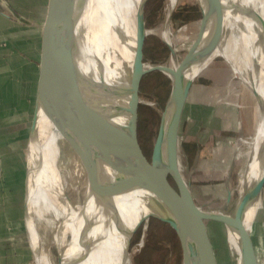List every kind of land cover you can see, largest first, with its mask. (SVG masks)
Listing matches in <instances>:
<instances>
[{
	"label": "bare ground",
	"instance_id": "obj_1",
	"mask_svg": "<svg viewBox=\"0 0 264 264\" xmlns=\"http://www.w3.org/2000/svg\"><path fill=\"white\" fill-rule=\"evenodd\" d=\"M141 2L142 0H54L52 18L57 28L50 35L51 58L55 52L54 41L58 30L60 42L64 43L66 36L69 49L65 55L64 47L59 48L61 66L58 73L51 72L52 81L57 84L58 77L62 79L80 112L79 121L83 116L88 126L92 115H96L101 122L105 120L108 107L105 89L109 87L119 90L126 84V76L132 69L134 59L135 17ZM177 2L178 0H168L166 5L168 20ZM225 7L227 11L224 35L216 47L224 40L225 31L230 30L232 35L229 39V61L235 76L241 79L260 113L253 141H243L252 146L254 153L264 142V0H233V3ZM218 19L219 10H216L208 35ZM201 21L198 24L199 29ZM164 35L171 36V30L166 29ZM165 41L176 48L172 38ZM211 53L203 59L202 66L194 67L191 75L202 73L217 59L218 56L209 59ZM178 58L167 64L171 67L170 78L174 80L177 79L181 68ZM43 90L44 88L40 89L38 86L37 97L40 98V106L45 98ZM47 93L41 121L39 110H36V140L34 138L32 143L29 142L26 152L25 188L28 178L30 183L28 223L36 260L38 264H55L50 248L57 243L63 259L60 264H65L68 257L75 261L73 264H132L130 255L128 256L126 252L128 238L121 228L129 229L141 204L146 206L148 213L154 210L151 203L152 194L136 189L114 197V209L107 210L102 207L91 192L88 167L69 133V112L64 101L61 98L57 99L50 90ZM113 103L117 105L119 101H112L111 104ZM123 121L121 118L116 119V122L121 124ZM32 130L33 126L30 137ZM86 133L91 139L90 129H87ZM61 134L68 137L70 147L69 155H64L63 158L58 157L57 149H53L52 154L49 150L50 146L54 147L55 141L61 138ZM33 146L35 150L31 152ZM173 165L172 158V168ZM28 170L32 171L31 174ZM263 172L264 156L251 177L247 178L246 172L241 173L238 188L231 191L232 196L238 191L240 200ZM179 173L180 179L187 186L189 181L181 172ZM106 176L111 181L116 177L111 170L106 172L104 177ZM47 184L53 189L51 200L54 208L50 214L48 198L45 197ZM263 202L261 194L246 213L245 229L249 238L247 244L235 230L228 228L233 264H264ZM236 207L237 204L232 210L233 214L236 213ZM229 220L236 223L235 216ZM24 224L26 228L25 217ZM182 233L187 251L184 264H189L192 258L194 264H211L206 253L203 255L199 253L196 241L186 232ZM52 235L54 237L51 240ZM246 249L248 254L245 257ZM36 260L34 258L35 263Z\"/></svg>",
	"mask_w": 264,
	"mask_h": 264
},
{
	"label": "rangeland",
	"instance_id": "obj_2",
	"mask_svg": "<svg viewBox=\"0 0 264 264\" xmlns=\"http://www.w3.org/2000/svg\"><path fill=\"white\" fill-rule=\"evenodd\" d=\"M10 1H12L11 3L20 15H26V18L33 22V26H28L16 21L19 26L32 28L31 31H22L23 34H19L20 37H26L27 39L24 38L26 40H24V43H17L19 44L17 45L18 48L23 50V52L17 51V57L24 59V64H26L25 67H17V74L18 76L20 74L23 77L26 76L25 85L27 86L25 88L17 85L16 102L20 106L19 109L22 110H15L17 124L14 130L17 134L24 132L21 140H23L25 147L22 150L23 152H19L11 146L8 152V156L13 160V165L10 167L23 168L26 172V152L30 142L28 137L33 126L38 100V76L40 75L42 56L40 43L42 45V19L44 18L46 4L44 6V2H41V0ZM231 2L233 3V0H223L225 6ZM167 3L168 0H146L145 7L147 36L143 48V65L146 74L140 86L138 139L141 150L148 162L152 160L162 114L172 91V82L165 72L154 70L157 67H165L170 63L171 52L164 40L170 41V38L173 39L177 49V58L179 57L178 61L182 64L188 55L190 46L199 35L198 24L203 17L198 0H178L169 24L172 35L163 36L168 20L166 16ZM0 9L4 10L2 7ZM59 33L60 30H58L54 41L55 52L52 56V63L55 66V70L52 71H57V73L61 66L59 48L64 47L65 55H67L69 49L66 36L64 37V43H61L58 37ZM225 33L226 36L220 46L202 55L205 59L207 54L212 52L209 59L218 57L198 76L191 90L181 118L176 141L175 168L178 173L181 172L189 181L196 206L205 210L228 214V219H234L235 214L232 213V210L239 201V193L238 191L234 192L230 205H227L229 191H235L238 188L242 172L247 173V178L255 173L258 163L264 156V142L259 150L254 153L252 146L243 142L253 141L260 113L251 94L246 91L241 79H238L234 74L233 66L228 57L229 39L232 32L227 30ZM12 39L14 40L13 37ZM32 39L33 45L27 42L32 41ZM200 66L202 65L196 67L199 68ZM174 74L176 75V73ZM56 79L57 75L55 81ZM43 88L44 102L41 106H38L40 121L48 94L46 85ZM13 101L11 100L10 103ZM4 109L9 110L7 105ZM236 110H243L244 112L245 130L239 131L236 129V116L238 113ZM68 143V137L61 134V138L55 141L54 147L50 146V153H53V149H57L59 158L69 155L70 147ZM33 150H35L34 146L31 152ZM21 153H24L22 157ZM168 179L172 187L179 193L180 189L177 182L171 176ZM19 188L20 191L17 190ZM11 189L14 190L15 188L11 187ZM16 190L15 198L23 205L26 194L24 180L16 179ZM46 194L45 197L48 198L49 206L48 214H50L54 208L51 200L53 189L50 184H47ZM262 200L264 201V190ZM147 210L146 206L141 204L129 227L131 233L128 238V253L131 263L184 264L183 248L175 228L163 215L147 219ZM14 211V213H18L17 207ZM262 219L264 223V202ZM206 225L215 254L214 264H233L229 229L224 224L212 220H206ZM237 235L239 234L237 233ZM53 237L52 235L50 239L52 240ZM24 240L21 241L20 246L25 247ZM238 242L240 245V240ZM50 250L55 264H60L55 245ZM73 263L75 261L68 257L65 264ZM189 264H194L193 258L190 259Z\"/></svg>",
	"mask_w": 264,
	"mask_h": 264
},
{
	"label": "water",
	"instance_id": "obj_3",
	"mask_svg": "<svg viewBox=\"0 0 264 264\" xmlns=\"http://www.w3.org/2000/svg\"><path fill=\"white\" fill-rule=\"evenodd\" d=\"M201 11L202 21L199 35L193 43L191 50L181 64L177 79L170 78V66L157 67L155 71H163L172 82V91L164 108L158 136L154 145L151 162L145 158L138 139V119L140 106V86L146 70L143 65V48L147 36L145 23L146 0H142L135 17L136 24V47L132 69L127 73L126 84L119 90L108 87L106 90V101L108 107L104 122L98 120L96 115H92L90 126L85 119L79 121L78 108L74 103L70 91L58 77V83L52 81V70L55 68L52 63L49 48L50 35L57 26L53 22L54 0H49L46 22L43 24L42 56L40 61L39 88L45 87L50 93L56 95L57 99L64 101L69 112L68 129L76 147L81 152L89 170V180L91 192L96 196L99 204L107 210L114 209L113 198L130 191L140 189L152 194V210L146 218L163 215L172 224L179 235L184 261L187 254L183 241V233L190 235L196 241V246L200 254L206 253L214 264V250L208 234L206 220H212L224 224L227 228L235 230L242 238L243 242H249L248 234L245 229V216L250 207L257 200L264 190V172L261 177L254 182L249 190L237 202L234 224L228 219V214L205 210L195 205L190 183L186 186L179 177L175 168L176 141L178 137L181 118L191 94L194 84L201 74H193L192 70L198 65L204 64L203 54L214 49L224 35V21L226 7L223 0H198ZM1 7L7 11L14 20L23 25H32L33 22L18 14L5 0H0ZM219 10V19L215 22L214 28L208 33L210 23L215 10ZM174 10L171 12L170 19L167 20L166 29L168 30ZM165 29V30H166ZM164 43L169 47L171 58H177L176 48ZM202 63V64H201ZM191 75V77H189ZM119 101L113 105L112 101ZM121 101V102H120ZM40 98L38 99V110ZM115 105V106H114ZM123 119V123L116 122V119ZM37 112L31 133V143L36 136ZM82 124V125H81ZM87 129H90L92 138L87 136ZM173 158V168H172ZM30 169V167H29ZM112 171L116 177L113 181L104 177L107 171ZM29 174L32 171L28 170ZM172 177L178 184V193L170 184L169 177ZM29 178L26 183L25 197V220L26 231L30 249L36 260V251L32 244L31 232L28 219ZM190 189V190H189ZM232 193L229 191L227 205H230ZM125 237L129 238L131 230L121 228ZM58 251L59 261L62 263L60 249L55 243ZM127 255L128 246L126 247ZM125 252V253H126ZM248 254L246 249L245 257ZM129 256V255H128ZM203 258V257H202ZM204 259V258H203ZM36 264H38L36 260Z\"/></svg>",
	"mask_w": 264,
	"mask_h": 264
},
{
	"label": "crops",
	"instance_id": "obj_4",
	"mask_svg": "<svg viewBox=\"0 0 264 264\" xmlns=\"http://www.w3.org/2000/svg\"><path fill=\"white\" fill-rule=\"evenodd\" d=\"M5 1H7L11 8H13L18 13L16 7L11 3L12 1ZM41 2H44V6L46 4L44 18L42 19L43 26L48 12L47 9L49 6V0H41ZM22 16L26 18V15ZM31 30L32 28L19 26L16 20H14L7 11H2L0 9V264L35 263L28 243V237L24 224L25 197L23 199V205L18 199L15 198L16 179L24 180L25 185V170L19 167L17 169L16 167L11 168L10 166L13 165V160L10 156H8L11 146H13L14 149L16 148V150L19 152H23L22 150L25 147L23 140H21L24 132L17 134L14 130V127L17 124V113L15 110H22L21 108L19 109L20 106H18L16 102V92H18L17 85L19 87L24 86L25 88L27 86L25 85L26 76L23 77L21 74L18 76L17 74V67L26 66V64H24V59L17 57L18 50L23 52L21 48H18L17 45L19 44L17 43H24V40L27 39L26 37H24L25 39L20 37V35L23 34L22 31ZM27 42L31 43L32 45L34 44L33 39L32 41ZM40 47L42 51L41 43ZM11 100L14 101L10 103ZM6 105L8 106L9 110L4 109L6 108ZM236 111H238L236 116V129L239 131L245 130L246 127L244 125V112L243 110ZM219 114L220 112L218 110V115ZM22 154L24 155V153L20 154L21 157ZM11 187H14L15 189L12 190ZM17 190L20 191V188ZM15 207L18 209V213H14ZM23 239H25V247L23 245H19Z\"/></svg>",
	"mask_w": 264,
	"mask_h": 264
},
{
	"label": "flooded vegetation",
	"instance_id": "obj_5",
	"mask_svg": "<svg viewBox=\"0 0 264 264\" xmlns=\"http://www.w3.org/2000/svg\"><path fill=\"white\" fill-rule=\"evenodd\" d=\"M205 71V70H204Z\"/></svg>",
	"mask_w": 264,
	"mask_h": 264
}]
</instances>
